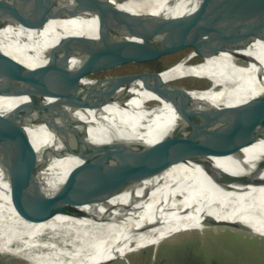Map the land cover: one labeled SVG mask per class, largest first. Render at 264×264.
<instances>
[{
  "label": "bare ground",
  "instance_id": "6f19581e",
  "mask_svg": "<svg viewBox=\"0 0 264 264\" xmlns=\"http://www.w3.org/2000/svg\"><path fill=\"white\" fill-rule=\"evenodd\" d=\"M196 2L198 0H66L34 14L33 24L23 18L24 23L28 22L27 27L16 23L15 17L29 15L36 6H44L45 1L0 0V10L9 8L0 15L10 20L0 26V49L27 65H36L47 60L49 48L61 38L97 35L94 29L104 16L119 13L143 26L154 27L160 22L159 18L188 11ZM191 34L246 44L239 52L258 58L261 64L253 61L242 64L232 53L220 52L191 65L189 62L195 53L190 52L169 70L116 76L129 84L130 97L123 104L115 101L99 109L77 108L46 90H39L30 97L0 96L2 111L24 102L1 131L0 145L32 143L45 162L38 171L43 185L35 187L24 183L28 201L57 195L64 179L81 170L80 166L89 160L77 152L63 156L60 135L71 142L83 139L96 149L102 147L101 153L111 162L151 147L149 158L168 167L119 193L102 190L95 195L87 191L79 217L71 216L72 205L69 204L59 208L60 212L52 218L40 220L23 217L13 206L7 177L16 163L12 159L0 160V253L21 257L28 264H104L143 246L157 245L173 234L196 228L233 224L264 236V139L235 155L190 154L191 157L184 160L168 159L165 152L168 144L158 147L171 139L178 128L187 133L195 130L185 125L160 94L187 89L195 98L216 105H233L249 98L264 103V16L230 30L193 31ZM157 55L156 51L138 52L119 47L103 38L94 56L75 58L72 63L92 70L153 59ZM191 76L206 79L211 84L191 89L164 82ZM154 99L162 101L160 108L153 111L150 106H144ZM31 114L48 119L56 129L38 120L17 127ZM111 114L115 119L107 121L106 116ZM159 115L162 120L157 127L143 123ZM57 129L62 134H58ZM100 151H90V161L97 166L101 165L97 158ZM208 161L220 169L212 178L201 166ZM229 175L245 180H227Z\"/></svg>",
  "mask_w": 264,
  "mask_h": 264
},
{
  "label": "water",
  "instance_id": "95a60500",
  "mask_svg": "<svg viewBox=\"0 0 264 264\" xmlns=\"http://www.w3.org/2000/svg\"><path fill=\"white\" fill-rule=\"evenodd\" d=\"M44 1V6L40 4L29 15L15 17V22L28 27V22L24 23L23 18L33 21V24L34 14L66 0ZM7 9H1L0 13ZM263 16L264 0H198L194 8L188 11L159 18L160 22L154 27L143 26L119 13L107 15L99 19L97 35H71L59 39L49 48L48 58L43 63L27 65L0 49V96L30 97L39 90H46L61 96L77 108L99 109L115 101L125 103L130 97L128 83L118 77L92 75L114 66L85 70L72 63L75 58L94 56L103 38L126 49L158 52L157 56L144 63L175 52L187 51L186 55L195 53L193 60L198 63L220 52H229L239 63L253 61L260 65L258 58L239 52L246 44L205 39L191 33L230 30L255 22ZM7 23H10L9 17L0 15V26ZM159 71L146 70L145 73L154 74ZM160 97L170 103L185 125L195 129L187 133L178 128L171 139L158 145L168 144L165 150L168 159L184 160L191 157L190 154L235 155L246 146L264 139V103L257 99L249 98L233 105H216L195 98L187 89L160 94ZM161 102L154 99L144 106H150L154 111L160 108ZM23 103L19 102L5 111L0 110V133L13 120ZM105 119L113 121L115 116L107 115ZM30 120L45 122L55 128L48 119L35 114L27 116L17 127H25ZM161 120L162 116L159 115L152 121L143 123L157 127ZM57 132L62 134L59 129ZM60 137L63 140V156L69 152H77L87 156L89 160L80 166L81 170L72 172L64 179L57 195L34 201L27 200L23 186L24 183L35 187L43 185L38 171L44 165V160L39 158L32 143L5 142L0 145V160L12 159L16 163L7 177L12 204L27 219L52 218L60 212L59 208L69 204L72 205L71 216L79 217L83 212L80 206L86 202L87 191H92L95 195L102 190L119 193L138 180L154 176L168 168L149 158L151 147L140 153H128L111 162L101 153L102 147L96 149L83 139L71 142L65 135ZM163 147L165 145L161 149ZM93 150L100 151L97 156L101 162L99 166L90 161V151ZM201 166L210 177L220 170L211 161ZM240 178L229 175L227 180Z\"/></svg>",
  "mask_w": 264,
  "mask_h": 264
},
{
  "label": "rangeland",
  "instance_id": "374dc122",
  "mask_svg": "<svg viewBox=\"0 0 264 264\" xmlns=\"http://www.w3.org/2000/svg\"><path fill=\"white\" fill-rule=\"evenodd\" d=\"M94 31L98 33V27ZM186 52L179 51L161 57L164 68L159 72L173 68ZM189 63L199 64L196 60ZM146 70L151 69L144 61H135L92 75L116 77L143 73ZM164 82L191 89H202L211 84L206 79L193 76L170 81L171 83L165 79ZM0 264H28V261L13 254L0 253ZM104 264H264V236L233 224L196 228L173 234L157 245L143 246L125 257L112 259Z\"/></svg>",
  "mask_w": 264,
  "mask_h": 264
},
{
  "label": "trees",
  "instance_id": "16d2710c",
  "mask_svg": "<svg viewBox=\"0 0 264 264\" xmlns=\"http://www.w3.org/2000/svg\"><path fill=\"white\" fill-rule=\"evenodd\" d=\"M145 61V60H143ZM146 65L149 66V68L151 70H154V71H159L161 69L164 68V64H163V61L161 60V58H158L156 60H152V61H149V62H145Z\"/></svg>",
  "mask_w": 264,
  "mask_h": 264
}]
</instances>
